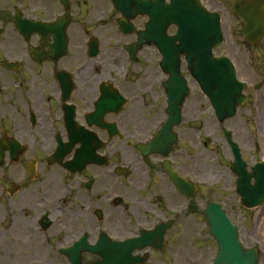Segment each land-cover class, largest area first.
Here are the masks:
<instances>
[{"label":"flooded vegetation","instance_id":"1","mask_svg":"<svg viewBox=\"0 0 264 264\" xmlns=\"http://www.w3.org/2000/svg\"><path fill=\"white\" fill-rule=\"evenodd\" d=\"M121 18L109 0H0V148L15 141L23 150L12 160L6 151L0 166V264H190L193 206L170 174L228 180L218 159L222 147L232 157L223 129L246 164L256 144L264 151V41L231 48L247 101L234 118L207 124L184 64L162 67L155 45L129 54L147 16L137 13L129 35ZM173 108L179 123L152 153ZM207 134L216 148L201 140ZM261 219L250 216L246 240L264 244ZM162 221L171 223L156 247L123 244Z\"/></svg>","mask_w":264,"mask_h":264},{"label":"water","instance_id":"2","mask_svg":"<svg viewBox=\"0 0 264 264\" xmlns=\"http://www.w3.org/2000/svg\"><path fill=\"white\" fill-rule=\"evenodd\" d=\"M113 1L123 11L118 5L122 0ZM137 5L150 14L148 3L146 9L145 4ZM157 7V21L149 22L146 31L139 33L138 44L149 43L150 30H155L156 26L157 45L164 60L172 58L176 61L178 55H184L191 76L208 97L217 115L222 118L231 116L236 105L241 104L244 98L233 66L225 57L214 58L211 53L221 43L219 15L206 12L198 0H170L167 5L159 0ZM237 14L244 23L243 37L252 44L257 43L264 35V9L261 2L253 0L242 4ZM169 25L177 27V32L172 37L165 36ZM253 171L254 185H250L249 177L242 170L237 183V192L245 207H256L264 202V165L256 166ZM204 214L209 233L217 241L215 264L258 263L254 249L243 251L237 240L236 228L230 224L219 205L209 203Z\"/></svg>","mask_w":264,"mask_h":264},{"label":"rangeland","instance_id":"3","mask_svg":"<svg viewBox=\"0 0 264 264\" xmlns=\"http://www.w3.org/2000/svg\"><path fill=\"white\" fill-rule=\"evenodd\" d=\"M243 0H201L202 4L209 9L210 11H217L221 15V27L224 35V43L221 47H219L217 50L214 51V54L216 56L219 55H226L231 52L232 44H234V41H237L238 44L241 41L240 36V28L241 24L238 23L236 18V7L237 5ZM264 1V0H263ZM108 31H111L109 28ZM204 107L206 110V118H207V124L208 121H213L212 116L209 113V106L208 103L205 102ZM242 116H246L245 114H242ZM264 121V119H262ZM208 127V126H207ZM250 130L254 132L250 125ZM195 133H191L190 135H194ZM208 135V134H207ZM207 135L202 136V139L205 138L206 142L209 143L208 150H211L213 148H216L215 144L212 139H208ZM201 139V140H202ZM220 154V153H218ZM257 158H264V151L257 154ZM134 175H132L128 180L126 181L127 185H130V180ZM130 179V180H129ZM207 184H214L216 189H208V187H205V189H202L196 197V211L191 214L190 222H189V229H190V236L189 241L190 244L193 246L190 248V264H199L200 258H203L204 263L203 264H211V261L215 255V245L213 242H211L210 238H208V235L206 234L205 225L203 223V219L201 216V210L203 207V203L208 200H215L220 202L225 209H228L229 215L233 222H238L236 218H240L241 215L239 214L237 210V203L236 199L233 196H230V191L228 190V187L232 188V183H225L224 181L220 182L218 184V180H211L208 178L206 180ZM6 203L7 200L0 199V218L6 217ZM132 205V204H130ZM128 212H133L132 209H129ZM251 213L261 215L264 217V205L261 206L258 210L249 211L247 213L244 212L245 215H250ZM0 223L5 224L6 221L0 220ZM261 225L264 226V220L261 219ZM249 228L250 224L247 222L242 223V230L243 228ZM4 228V226H3ZM2 227H0L1 231ZM206 242L210 243V246H201L203 243ZM244 245H247V242L244 241ZM256 244L255 241H250L249 245ZM204 245V244H203ZM263 251H264V247ZM199 258V259H198ZM260 264H264V255L261 258Z\"/></svg>","mask_w":264,"mask_h":264}]
</instances>
